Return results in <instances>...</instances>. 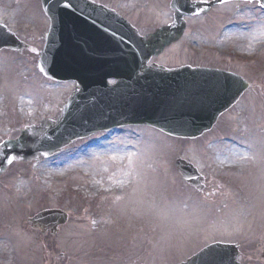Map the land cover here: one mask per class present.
Masks as SVG:
<instances>
[{"label": "rangeland", "instance_id": "374dc122", "mask_svg": "<svg viewBox=\"0 0 264 264\" xmlns=\"http://www.w3.org/2000/svg\"><path fill=\"white\" fill-rule=\"evenodd\" d=\"M97 1L142 36L165 44L154 63L224 69L249 87L195 140L123 128L77 140L49 158H33V145L24 148L31 143L27 130L37 127L43 135L42 122L58 119L74 84L46 80L37 71L48 28L39 0H0V23L27 46L20 53L0 52V145L16 142L7 147L14 149L12 164L0 150V220L27 216L36 196L37 213L58 209L68 215L53 238L37 231V264H179L214 242L236 245L240 264H264V10L255 1L190 0L216 4L185 17L178 36L172 0ZM177 159L205 178L204 194L178 176ZM92 181L98 189L89 194ZM120 181L125 186L118 188ZM3 251L8 259L10 247Z\"/></svg>", "mask_w": 264, "mask_h": 264}, {"label": "water", "instance_id": "95a60500", "mask_svg": "<svg viewBox=\"0 0 264 264\" xmlns=\"http://www.w3.org/2000/svg\"><path fill=\"white\" fill-rule=\"evenodd\" d=\"M41 5L49 30L37 69L53 81L75 82V92L63 104L55 124L44 122L45 135L34 144L31 157H49L77 139L125 126H149L193 140L209 131L247 88L239 78L217 70L147 66L153 45L114 12L88 0H41ZM196 7L189 0H173L170 5L178 24L196 13ZM22 48L0 26V50L20 52ZM109 80L115 83L109 85ZM176 168L200 190L201 178L193 167L178 160ZM65 222L66 216L57 211L37 215V228L43 232L51 229L54 234ZM237 258L234 246L215 244L185 264L209 260L239 264Z\"/></svg>", "mask_w": 264, "mask_h": 264}, {"label": "flooded vegetation", "instance_id": "af4514ba", "mask_svg": "<svg viewBox=\"0 0 264 264\" xmlns=\"http://www.w3.org/2000/svg\"><path fill=\"white\" fill-rule=\"evenodd\" d=\"M27 214V216L20 215L16 217V221L12 223V219L0 221V264H10L11 260H13V264H37V196L33 212ZM31 217L36 218L35 229H32L28 224V219ZM11 232L18 235L14 240L8 238ZM29 236L32 237L31 240ZM24 237L29 241H22ZM7 246L11 249L10 253L5 252L8 259L4 257L3 251ZM48 264H52V262Z\"/></svg>", "mask_w": 264, "mask_h": 264}, {"label": "bare ground", "instance_id": "6f19581e", "mask_svg": "<svg viewBox=\"0 0 264 264\" xmlns=\"http://www.w3.org/2000/svg\"><path fill=\"white\" fill-rule=\"evenodd\" d=\"M0 103H1V101H0ZM22 105H24V102H22V103H20V106H22ZM20 111H22V109L20 108ZM34 132H35V136H37V137H39V134H40V131L39 130H34ZM28 140H29V137H28ZM30 144V145H29ZM29 146L31 147V143H25V145H24V148H29ZM232 153H233V155L234 156H238L239 154H238V152H236V151H232ZM120 156V155H119ZM126 157V155L125 154H121V158L120 159H124ZM73 161H71V162H68L67 164L69 165V164H71L72 162H75V161H77L78 160V157H76V158H74V159H72ZM216 161L217 162H219V163H221V165H224L225 163H222V162H224V160H222L221 158H217L216 159ZM234 167V166H233ZM83 172H84V174H87L88 173V170H87V168L85 169H83ZM47 176L49 177V176H51V175H49V174H47ZM117 186H119L118 188H121V187H123V186H125V185H123V181H120V182H118L117 183ZM86 187H87V193H94V192H97V186H96V184L92 181V182H89L87 185H86Z\"/></svg>", "mask_w": 264, "mask_h": 264}, {"label": "snow or ice", "instance_id": "6c2138e0", "mask_svg": "<svg viewBox=\"0 0 264 264\" xmlns=\"http://www.w3.org/2000/svg\"><path fill=\"white\" fill-rule=\"evenodd\" d=\"M219 2L221 4H225V3H227V0H219ZM256 3L260 4L261 6H264V0H256ZM64 6L70 7V3H66ZM201 11H203V9H201ZM243 158L248 159V157H243ZM7 162H8V164H12L13 158H11V157L7 158ZM128 162H129V165H132L134 163L133 156L131 154L128 156ZM118 199H119V197H118ZM209 254H210V250H209V253H205V255H209ZM202 264H211V261L210 260L209 261H202Z\"/></svg>", "mask_w": 264, "mask_h": 264}]
</instances>
